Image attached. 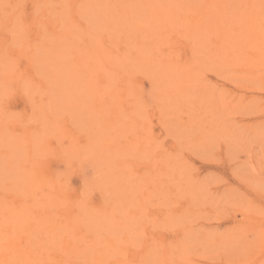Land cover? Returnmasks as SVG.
<instances>
[{
  "label": "rangeland",
  "instance_id": "rangeland-1",
  "mask_svg": "<svg viewBox=\"0 0 264 264\" xmlns=\"http://www.w3.org/2000/svg\"><path fill=\"white\" fill-rule=\"evenodd\" d=\"M0 264H264V0H0Z\"/></svg>",
  "mask_w": 264,
  "mask_h": 264
}]
</instances>
